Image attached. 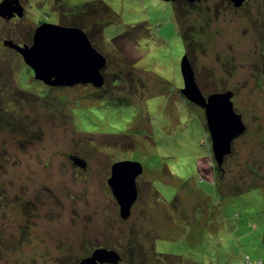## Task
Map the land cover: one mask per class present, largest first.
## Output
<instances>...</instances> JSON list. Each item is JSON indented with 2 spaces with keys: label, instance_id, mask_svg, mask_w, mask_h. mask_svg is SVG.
Masks as SVG:
<instances>
[{
  "label": "rangeland",
  "instance_id": "obj_1",
  "mask_svg": "<svg viewBox=\"0 0 264 264\" xmlns=\"http://www.w3.org/2000/svg\"><path fill=\"white\" fill-rule=\"evenodd\" d=\"M100 1L115 21L82 18L106 27L102 74L123 78L106 90L43 94L3 46L63 26L68 0H20L22 17H0V264H79L102 247L118 264H264V0ZM186 51L203 95L232 91L247 126L221 177L205 110L182 92ZM123 161L144 169L127 220L108 182Z\"/></svg>",
  "mask_w": 264,
  "mask_h": 264
},
{
  "label": "water",
  "instance_id": "obj_2",
  "mask_svg": "<svg viewBox=\"0 0 264 264\" xmlns=\"http://www.w3.org/2000/svg\"><path fill=\"white\" fill-rule=\"evenodd\" d=\"M232 1L239 7L245 0ZM23 15L24 7L20 0L0 2L1 18L11 20ZM4 44L17 51L34 71L35 78L48 86L73 87L89 84L102 88L105 85L102 69H105L107 59L93 46L89 36L81 28L43 23L37 27L31 45H18L13 41H5ZM182 73L185 82L182 92L190 101L205 110L214 158L219 172L224 174L223 163L225 157L233 152L234 140L247 131L243 116L234 108V93H215L206 98L198 86L187 54L182 61ZM73 161L86 168L83 159L73 157ZM143 171V165L135 161L118 162L112 167V176L108 182L124 220L131 216L132 207L138 199L137 178ZM121 260L122 256L116 250L102 247L83 258L79 264H118Z\"/></svg>",
  "mask_w": 264,
  "mask_h": 264
},
{
  "label": "trees",
  "instance_id": "obj_3",
  "mask_svg": "<svg viewBox=\"0 0 264 264\" xmlns=\"http://www.w3.org/2000/svg\"><path fill=\"white\" fill-rule=\"evenodd\" d=\"M176 2H186L188 3L186 0H177ZM68 3L72 4V8L73 11L68 7H63L64 9L62 10L63 12L61 13L62 14V22H63V26H67V27H78V28H81L82 30H84L86 32V34L89 36V39L91 40V43L93 44V46L95 45L96 47H98L96 45V43H98V40H100V38H104L105 36V30H106V27H104V24H101V23H93V21H89V14H91L92 16L90 17H100V15H104L105 17H107V19H109L110 21H115L113 20L112 18V14H114V16H116L117 14L113 11V9L105 2L103 1H93V2H86V3H81V4H75L73 0H68ZM176 4V3H175ZM185 5V4H184ZM175 8V7H174ZM88 11V15H86L84 18H82V14L83 13H87L85 11ZM101 10V11H99ZM177 11V9L175 8V12ZM101 18V17H100ZM106 19V20H107ZM112 19V20H111ZM116 19H117V16H116ZM43 22H46V21H43ZM107 26V24H106ZM144 25H140V27H143ZM133 30H136L137 31V27H134V28H131L129 29L128 32L131 31V33H133ZM139 32H143L142 29H140ZM120 36V35H119ZM115 37L113 38L112 41H115L116 39H118V37ZM142 36V35H141ZM102 38V39H103ZM188 39V37H186ZM6 41V40H5ZM3 41V46L5 45ZM33 42V34H31V39L28 41L26 40L24 43H16L18 45H31ZM264 43V42H263ZM6 46V45H5ZM7 47V46H6ZM101 51V50H100ZM17 52V51H16ZM18 53V52H17ZM186 54L188 55L189 53H187L186 51ZM25 66L28 68V71L30 72V74L33 76V74L35 75L34 71L25 63ZM22 68V67H21ZM15 70V69H14ZM13 70V71H14ZM20 71V70H19ZM104 73V71H103ZM36 79V78H35ZM37 80V79H36ZM3 82L6 84L5 80H3ZM37 82L39 84H41V88H44L45 92H43V94L46 93V91H49L48 88H52V87H49L48 85H46L45 83H43L42 81H39L37 80ZM106 82H109L110 84H113V86H117L119 85L121 82H123V78H118L116 79L115 82L112 81L111 78H106L105 77V85L104 87L101 88V90H106L107 89V86H106ZM18 83V82H17ZM108 85V84H107ZM7 86H11V85H5V88L7 89L8 87ZM37 88V86H36ZM40 88V87H39ZM54 88V87H53ZM56 88V87H55ZM9 89H11V87H9ZM21 90V89H20ZM38 90V89H37ZM36 90V92H37ZM95 90V89H94ZM1 91V89H0ZM1 94V92H0ZM40 97H42L43 95H41L40 93H38ZM92 95V94H91ZM94 96V95H93ZM92 96V97H93ZM95 97V96H94ZM93 97V98H94ZM96 97H98V95L96 94ZM233 101V99H232ZM111 104H115L114 106H120L121 104L123 105H126V103L123 102V99L122 100H112L110 99V101H104L103 100V104L101 106H104V107H107ZM201 108V107H200ZM207 124V123H206ZM208 128V127H207ZM210 134V133H209ZM210 154L212 155V158L214 157V154H213V150L210 148ZM219 171V170H218ZM219 176L221 177L223 174H221L220 172H218ZM222 179V178H221ZM222 181V180H221ZM260 185L258 186H254V187H251V188H256V187H259ZM251 188L247 189V190H250ZM242 191V190H240ZM244 258H245V264H253L252 261H251V258L249 255L247 254H244Z\"/></svg>",
  "mask_w": 264,
  "mask_h": 264
},
{
  "label": "clouds",
  "instance_id": "obj_4",
  "mask_svg": "<svg viewBox=\"0 0 264 264\" xmlns=\"http://www.w3.org/2000/svg\"><path fill=\"white\" fill-rule=\"evenodd\" d=\"M176 1H177V0H176ZM176 1H175V2H176ZM175 2H172V3H175ZM23 61H24V60H23Z\"/></svg>",
  "mask_w": 264,
  "mask_h": 264
}]
</instances>
